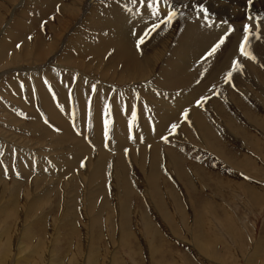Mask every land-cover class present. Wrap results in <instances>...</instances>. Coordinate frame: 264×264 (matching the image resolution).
I'll list each match as a JSON object with an SVG mask.
<instances>
[{"label":"bare ground","instance_id":"obj_1","mask_svg":"<svg viewBox=\"0 0 264 264\" xmlns=\"http://www.w3.org/2000/svg\"><path fill=\"white\" fill-rule=\"evenodd\" d=\"M82 1L74 0L72 1L73 7H70L64 0H5V4L0 5V25L4 21L5 28L9 27L10 30L0 33V63L5 62V64L3 63L4 66H9L27 62L35 65L30 69L38 70L44 66L38 65L39 62L46 61L49 64L57 53L60 54L58 63H53L54 68L50 72L43 70L47 79L54 78V81L50 83L54 91L44 90L41 97L38 96L42 111H35L34 108L27 105V109L29 108L31 111H27L23 118L28 121V126L16 129L27 135L22 139L21 137L18 138L20 141L28 140L24 144L29 147L32 144L34 148L36 143L38 144L36 147L39 149H30L34 152L32 155L33 160L42 155L44 159L39 158L40 166L49 165V172L45 175L51 176L52 179L45 181V178H34L33 181L44 185L45 190L52 194L49 199L56 197L54 192L59 193L58 196L62 199V201L59 200L62 222L74 219L73 224L76 223V217H78L76 209L78 208V202H80L84 206L85 216H89V224L91 225L95 217L92 215L98 206L97 202L98 200L100 202L102 198H100V193L103 192L104 183L108 179L106 177L108 168L113 169L115 178L112 193L115 204L113 205V202L110 205L108 196L103 194L102 203L99 205L100 211L96 216H101V210L104 211L105 209L111 214L110 216L114 217L121 208L120 217L122 218L131 212L130 199L136 187V181L128 174L126 163L137 164L141 167L143 173L148 170L147 182L152 189L151 192L157 195L161 191L159 182L163 176L160 173L163 167L168 170L171 165L174 173L179 178L184 176L186 170L182 158L176 155L174 149L171 148L173 145L169 146L168 143L177 146L184 143L197 145L200 141L199 135L202 138L201 143L212 146L217 155L221 153V147L215 146L217 141L215 133L206 124L209 121L207 116L202 113L204 111L202 106L195 104V99L200 96L210 97L209 100L203 102V106L213 111L212 119L217 115L220 119L222 116L224 118L221 120L223 125L219 123L217 128L219 130L218 135L224 133L230 139L236 137L237 131L245 135L249 134L243 132L245 128L241 121L239 120L238 125L235 116L228 115L226 106L220 105L217 101L218 99L221 101L226 99L228 105L234 106V89L224 82V75L226 71L231 70L230 61L233 58L239 59L244 64L242 71L238 74L234 73V84L244 81L246 85L250 86L258 82L254 79L257 76L254 74L251 77L248 72L257 71V63L264 59V48L258 46L256 47L258 49L255 50L253 43L256 39L251 36V50L257 56V59L253 61L247 57L239 56L238 44L242 40V38L240 39L241 34L243 35L239 30V35L231 33L238 36L235 39H233V36L231 37L232 43L224 59L222 51L216 58L214 55L205 62L201 57L216 42L215 39L221 36L218 33L219 29L223 27L224 32L227 30L229 22L223 24L220 18H210L215 24L210 31L205 26L203 19L196 20L190 16L191 23L181 28L175 38H171L172 35L169 31L172 25L170 27L162 25L160 29L152 32L146 38L145 44L141 45L140 49H137L135 46L137 37L152 21L147 16L141 19L140 16L134 15L139 10V4L138 2L134 4L132 0H105V7L98 4L102 0H89L90 9L87 11L86 19L82 25L84 29L78 33V36H83V38L72 36L68 40L66 38L68 28L63 24L61 25V31L52 36L50 42L41 37L42 35H35L31 40L28 39V36L35 29L36 23L41 21L39 19L42 15L55 9L56 6L58 13L64 17L70 15L73 18L76 16L74 10L79 9ZM209 2L212 3L213 10L217 12L218 16L224 8L227 11L232 9V13L225 11L231 17L241 14L242 11L247 15L254 8L252 5L249 8L245 3H243V6L241 0H210ZM243 2H246V0H243ZM19 3L22 5L17 8L16 6ZM125 4L132 9V12L123 11ZM31 6H37L41 15L29 16L26 19L24 18L25 11ZM11 7L14 8L11 10ZM99 9L102 10L100 13H98ZM10 11H12V17L8 20ZM95 12L98 13L97 16ZM211 13L214 18H217L213 12ZM244 16L243 14V19ZM90 18V25H88L87 21ZM87 28L90 29L86 30ZM133 30L136 31L137 36L131 34ZM209 32H212L211 34L215 39L209 37ZM79 38H81L80 41H78ZM18 43L21 45L19 48L16 47ZM11 47L13 48L11 49ZM10 49L11 51H9ZM212 59L214 61H212L211 66ZM73 72H77L78 76L75 78L76 83L71 85L67 79ZM60 77L61 81H57ZM98 80L104 83H100ZM89 82L96 83V92H94L93 97L89 96L90 90L92 91L90 86L86 84ZM111 83H117L120 87L117 89L112 87L115 91L109 101L107 99L108 94L113 90H110ZM43 86L41 87L43 88ZM159 87L165 90H159ZM89 99L91 101L90 115L87 103ZM135 100H137L136 103L133 102ZM20 102L22 101L20 100ZM106 104L112 105L111 119L113 124L109 135L104 137L102 125L103 109ZM184 108L189 109L188 120L180 115ZM241 108L243 111H248L250 106ZM125 109L128 111H125ZM132 109L136 110L138 118L133 126L129 127L128 121L131 120ZM10 114L6 113L2 116L4 118L9 116L11 118L9 123L11 124L15 122L16 118ZM45 118L48 120L47 124ZM171 123L179 124V128L174 134L169 133ZM189 126L193 128H191L193 132L187 128ZM259 127L264 128L263 122L260 121ZM57 128L60 131H56ZM31 136L36 138L35 142H33ZM162 136H167L168 139L164 140L161 138ZM251 136V134L243 136L245 149H251L249 145L254 147L255 143L252 142ZM244 139H246V142ZM181 146L183 148V145ZM176 148L178 149V147ZM29 152H20V154L16 152L17 157H21L18 159V163L24 168H26L25 157L29 156ZM242 152H244L243 156L246 155L249 158L248 151ZM10 156L6 158L5 162L7 164L13 160ZM113 157L116 160L109 161ZM15 159L17 158L14 157ZM81 163L84 164L83 167H81ZM65 164L68 166L67 169L64 168ZM121 166L124 172H122ZM236 167L240 168L238 165ZM35 169L34 162L32 165L29 162L28 171L32 173ZM237 169L235 172H238ZM244 169L249 170L248 167ZM187 170L188 174H192L189 169ZM14 173L18 174L15 169ZM3 175L4 170H2V174L0 173V182L4 181ZM168 176L172 177V175ZM55 177L60 180H55ZM85 184H90L92 187V184H94L97 189H89V192L83 195L84 197L82 196V200L78 191ZM70 190L76 193L69 194ZM71 214L74 216L70 217Z\"/></svg>","mask_w":264,"mask_h":264},{"label":"rangeland","instance_id":"obj_2","mask_svg":"<svg viewBox=\"0 0 264 264\" xmlns=\"http://www.w3.org/2000/svg\"><path fill=\"white\" fill-rule=\"evenodd\" d=\"M4 1L0 0V5H4ZM72 1L74 0H64L70 7H73ZM209 1L204 3L206 7L208 6L210 18H220L222 21L229 22L235 29L233 33L238 35L239 30L242 32L243 25L251 22L254 33L252 38L256 39L253 47L255 50L258 46L264 48V0H255L256 2L252 0L251 5L254 8L250 12L253 17L251 21L247 18L249 14L246 15L244 11L231 17L227 13L232 9L227 11L226 8L222 10V13L219 12L218 16ZM241 2L247 5V0L246 2L241 0ZM98 4L101 7L106 5L105 0L99 1ZM21 5L19 3L16 7L19 8ZM13 8L11 7V10ZM28 8L29 11L26 9L24 18L41 15L37 6ZM54 8L41 16L39 19L41 21L36 23L30 35L32 37L42 35L41 37L50 42L52 36L58 34L62 29L61 25L64 24L68 28L66 35L68 40L72 36L83 38L78 36V33L84 29L82 25L90 9L89 0H83L79 9L74 10L76 16L73 18L70 15L64 17L56 11V6ZM101 11L99 9L98 13ZM10 12L8 20L12 17V11ZM211 12L217 18H214ZM98 13L95 12V15L97 16ZM257 16L261 18L259 29L256 28L258 21L255 17ZM188 17L190 15L186 12L185 17L179 18L172 24L169 30L171 38H175L181 28L191 23V17L187 20ZM90 20L91 18L87 22L89 23ZM208 28L212 30V27ZM5 30L8 31L10 28H5L3 21L0 25V33ZM224 30L221 27L218 33L222 36ZM256 31H261L259 40L255 38ZM211 33L209 32V37L215 39ZM232 36L233 39L237 37L229 34L225 44L222 45V50H218L215 58L222 51L223 59L226 57L232 43ZM59 55L57 53L49 64L46 61L39 62L38 65L44 66L38 70L30 69L35 65L27 62L9 66H4L5 62L0 63V173L2 174L4 170L5 181L0 182V264H264V128L259 127L260 121L264 126V59L257 63L256 72H248L251 77L254 74L257 76L254 78L258 81L255 85L248 86L244 81L234 84L232 81L234 106L228 105L226 99L217 101L220 105L226 106L228 115L235 116L238 125L239 120L241 121L245 128L243 132L249 134L245 135L237 131L236 137L230 139L224 133L219 132L218 135L217 128L219 123L223 125L221 121L224 119L223 116L220 119L217 115L212 119L213 111L202 106L204 110L202 113L209 121L206 124L210 126L217 138L215 146L221 147L219 154L221 156L215 153L212 146L201 143L202 138L199 135L200 141L199 144H195L196 146L190 143L178 146L168 143L169 146L173 145L171 148L176 155L182 158L186 170L184 176L179 178L171 165L168 170L163 167L160 170L163 175L159 182L161 191L157 195L151 192L152 189L147 182L148 170L143 173L137 164L126 163L128 174L136 181V187L130 199L132 214L129 213L122 218L120 217L121 208L114 217L110 216L111 214L105 209L101 210V216H96L100 211L99 205L102 203L103 194L108 196L109 201L106 200L110 205L115 201L114 197L112 198L115 178L113 169L108 168L106 173L108 179L106 178L107 181L104 183L102 196L100 193L102 198H99L100 202L99 200L97 202L98 206L92 215L95 217L90 225L89 216H85L84 206L80 202L76 209V215H78L76 223L73 224L74 219L62 222L61 204H59V200L62 201V199L58 196L59 193L54 192L56 197L49 199L52 194L45 190L44 185L33 181L34 178H45V181L52 179L51 176L45 175L49 172V165L40 166L39 158L44 159L42 155L33 160L34 152L30 149L34 146L31 144L29 147L24 144L28 140L20 141L18 138L22 139L27 135L16 129L28 126V121L23 118L27 111H31L27 109L28 106L35 111H42L41 103H39L42 91H54L50 84L54 78L47 79L44 71L50 72L54 68L52 65L58 63ZM212 61L214 59L211 60V66ZM76 76L78 73L73 72L67 79L71 85L76 83ZM57 81H61V77ZM86 84L91 89L95 86V91L90 90L89 95L93 97L96 92V83ZM112 87L117 89L120 85L111 83L110 90L113 89ZM158 89L165 90L161 87ZM114 91L113 89L108 94L109 101ZM136 101L133 102L136 103ZM248 105L250 106L248 111H243L241 107H248ZM6 113L8 115L11 113L16 118L14 123H9L11 119L9 116L3 117ZM187 128L193 132L192 127ZM250 134L255 144L254 147L249 145L251 149H245L243 136ZM31 137L35 142L36 138ZM244 140L246 142V139ZM36 146H38L37 143L34 149H39ZM28 151L30 152L29 156L25 157L26 168H24L18 163L21 157L18 158L17 154ZM242 151H248L249 158L246 155L243 156ZM9 156L13 160L7 164L5 161ZM14 157L17 159L14 160ZM115 160L114 157L109 159L111 162ZM29 162L31 165L34 162L36 167L32 173L28 171ZM245 167L249 170H245ZM64 168L67 169L68 166L65 164ZM14 169L18 174L14 173ZM187 169L192 174H188ZM236 169L238 172H235ZM121 170L124 172L122 166ZM58 179L55 177V180ZM92 185L93 187L90 184L83 185L78 191L80 196L88 193L91 188L97 189L94 184ZM74 193L76 192L69 191V194ZM73 216L71 214L70 217ZM75 227L77 228L74 231Z\"/></svg>","mask_w":264,"mask_h":264},{"label":"snow or ice","instance_id":"obj_3","mask_svg":"<svg viewBox=\"0 0 264 264\" xmlns=\"http://www.w3.org/2000/svg\"><path fill=\"white\" fill-rule=\"evenodd\" d=\"M132 2L135 4L138 2L139 4V10L134 13V15H138L141 17V19L144 18V16H147L152 22L150 25L146 26L141 34L137 37L136 41V48L140 49L141 45H144L146 42V38L150 36L152 32H156L158 29L161 28L162 25L164 26H171L174 22H176L179 18L185 17V13L188 12L190 16H192L196 20L203 19L205 21L206 27H214V22L210 19V13L208 8L206 7L204 0H132ZM252 0H247V5L251 6ZM142 10V11H140ZM123 11L125 12H132V9L128 7L127 4L123 6ZM248 20L251 21L253 19L252 15L249 13ZM54 19V18H53ZM255 19L258 21L256 28H260V22L261 18L259 16L255 17ZM221 23L227 24V21H222ZM234 27L230 24H227V30L224 32V34L220 37H218L217 41L214 42L210 48L206 51V53L201 57L202 60L207 62L208 58H212L214 55L218 54V50H222V45L225 44L226 37L229 36V34L234 32ZM242 40L238 44V53L241 57H247L251 60H256L257 56L253 54L252 45L250 44V37L253 36V26L251 23H246L242 27ZM133 36H137V33L135 30L131 33ZM261 37V31L255 32V38L258 40ZM33 37L31 35L28 36V39L31 40ZM21 45L18 43L16 45L17 48H19ZM230 69L229 71H226L224 75V82L228 85H232V81L234 79V73H239L244 69V64L236 58H233L230 61ZM208 71V70H206ZM223 71V70H222ZM199 83V81H197ZM45 83H48L45 81ZM23 85H21L22 87ZM93 91H95V86L92 88ZM210 97L204 95L200 96L199 98L195 99V104L197 106H203V102L209 100ZM89 107L88 112L89 115L91 114V101L90 99L87 101ZM125 111H128L125 109ZM180 115L185 118V120H188L189 118V109L184 108L182 109ZM112 117V105L106 104L103 109V125H102V134L104 137H107L109 135V132L111 130V125L113 124ZM137 112L135 109L131 110V120L128 121L129 127L133 126V123L137 120ZM45 123H48L47 118H45ZM74 126V125H73ZM179 128L178 123H171L169 133L174 134L176 133L177 129ZM56 131H60V129H55ZM164 140H167V136L161 137ZM84 164L81 163V167H83ZM5 171H7V168H5Z\"/></svg>","mask_w":264,"mask_h":264}]
</instances>
